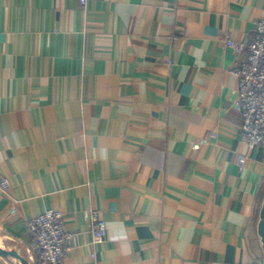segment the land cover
<instances>
[{
  "label": "crops",
  "instance_id": "0c3cea01",
  "mask_svg": "<svg viewBox=\"0 0 264 264\" xmlns=\"http://www.w3.org/2000/svg\"><path fill=\"white\" fill-rule=\"evenodd\" d=\"M263 12L0 0V248L39 264L28 222L54 208L72 234L63 264H264V145L241 140L242 57L225 45L249 42ZM92 215L107 225L99 243Z\"/></svg>",
  "mask_w": 264,
  "mask_h": 264
},
{
  "label": "built area",
  "instance_id": "2783aa9c",
  "mask_svg": "<svg viewBox=\"0 0 264 264\" xmlns=\"http://www.w3.org/2000/svg\"><path fill=\"white\" fill-rule=\"evenodd\" d=\"M80 2L84 4L85 0ZM225 45L242 57L241 64L232 68L231 72L238 79L236 105L241 113V140L248 149H254L264 145V12L256 22L249 42L228 38ZM245 161L244 154L236 155L239 167ZM8 186V177L0 173V189ZM91 218L92 243H99L106 236L107 225L95 215ZM28 230L31 233L30 245L39 264H63V259L73 248L72 234L67 231L62 214L57 209H46L30 219Z\"/></svg>",
  "mask_w": 264,
  "mask_h": 264
},
{
  "label": "water",
  "instance_id": "95a60500",
  "mask_svg": "<svg viewBox=\"0 0 264 264\" xmlns=\"http://www.w3.org/2000/svg\"><path fill=\"white\" fill-rule=\"evenodd\" d=\"M256 232H257V236L259 239V243L261 246V251H262V255H263V259H264V199L261 203L259 213H258ZM0 254L10 255V256L16 258L20 262V264H28L27 260L23 256L19 255L18 253H16L13 250H5V249L0 248Z\"/></svg>",
  "mask_w": 264,
  "mask_h": 264
}]
</instances>
